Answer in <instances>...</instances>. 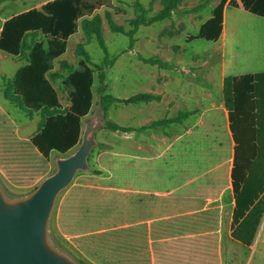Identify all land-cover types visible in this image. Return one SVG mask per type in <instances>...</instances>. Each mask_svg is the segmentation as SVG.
<instances>
[{
    "label": "trees",
    "instance_id": "16d2710c",
    "mask_svg": "<svg viewBox=\"0 0 264 264\" xmlns=\"http://www.w3.org/2000/svg\"><path fill=\"white\" fill-rule=\"evenodd\" d=\"M178 1L166 0L150 18L136 2L139 14L131 28L124 31L111 22L112 28L125 33L129 50L138 26L170 18ZM110 2L49 0L2 23L0 51L13 56L22 52L28 33L43 36L31 44L26 63L7 79L4 90V97L19 108L40 112L36 132L30 138L20 136L17 125L0 106V174L11 185L34 188L52 172L51 152L66 155L80 143L81 118L93 103L94 71L100 83L98 112L104 111L102 128L125 133L181 122L192 113L181 111L173 118L153 120L141 127L108 119L113 103H136L152 95L137 93L122 98L107 92L105 71L117 55L108 53L98 29L94 35L104 57L96 64L87 50L79 49L82 60L76 68L69 66L63 77L69 88V106L60 108L50 79L56 75L54 60L66 51L67 39L78 30L79 20L87 22L96 9ZM225 2L220 0L198 33L188 37L217 40L222 33ZM241 2L250 12L264 17V0ZM208 3L205 0L196 9ZM137 57L168 70L175 68L156 56ZM222 98L223 106L205 111L190 131L156 158H121L101 151L98 167L79 171L59 197L55 218L60 234L81 255L98 264H222L220 210L207 207V203L231 186V237L251 245L264 216V71L226 76Z\"/></svg>",
    "mask_w": 264,
    "mask_h": 264
},
{
    "label": "rangeland",
    "instance_id": "374dc122",
    "mask_svg": "<svg viewBox=\"0 0 264 264\" xmlns=\"http://www.w3.org/2000/svg\"><path fill=\"white\" fill-rule=\"evenodd\" d=\"M47 1L49 0H5L0 2V27L3 17L33 7L39 8ZM136 2L143 6L146 18H150L164 7L166 0H111L110 5L101 6L88 16L87 22L82 19L79 20L78 30L67 39L66 51L54 60L53 72H56V75L50 76L58 97L63 103L69 101V88L63 83V77L67 74L69 66L78 67L80 60H82L79 49L87 50L91 61L96 64H99L104 57V52L94 35L95 29L99 30L108 53L117 55L114 64L105 71L106 82L109 84L107 92L112 95L124 97L145 91L146 87H149L150 82L153 81L146 79L145 72H155L159 67L143 63L136 54L145 57L156 56L170 63H177L180 60V64L187 70L183 71L181 68V72L176 73L179 74L180 80L171 81L172 85L186 89L193 88V92H187L186 95L189 94L191 100L196 101L195 104L202 101L207 106L210 102V95L214 105L222 97L223 80L226 76L264 70V17L249 15L234 8L230 15L232 20H229L225 37H219L217 40H207L202 37L190 39L188 36L198 33V24L209 15L213 2L209 0L207 6L196 9L205 0H179L172 9L170 18L148 25H139L134 35L136 41L131 50H128V37L125 33L114 31L111 22L124 31H128L132 26L131 22L139 14L135 5ZM42 39L43 36L40 32L28 33L20 55L13 56L0 51V106L15 122L18 134L21 136L30 130H36L40 117L35 115L36 119L31 121L29 118L33 116L32 113L7 100L3 92L7 85V79L13 76L18 67L26 63L31 44ZM99 84L97 72L94 71L92 86L95 96L94 106L91 113L84 117L82 130L93 116L99 114V106L97 105ZM204 92L207 93L208 99H204ZM135 106L124 103L116 108H110L107 112V118L125 125L134 122L137 118L140 119L141 116L158 118L164 113L172 116L178 113L177 110L185 111L184 109L191 107L190 104H182L177 108L168 110L165 104L161 110H145L138 113L135 111ZM131 112L139 115L130 114ZM193 119V116L189 119L185 118L181 124H189ZM183 125L179 127L181 131L186 128ZM95 135L97 141L89 157L91 168L98 167L97 155L105 149L118 154L121 158H126L123 154L131 152L130 144L132 145L133 141L126 140L124 132L113 131L100 126ZM105 144L107 148L104 149ZM195 146L200 148L201 144H195ZM57 156H52L49 160L51 171L56 168L55 158ZM1 181L5 191L11 196L22 195L32 189L15 187L3 177H1ZM232 197L231 191L227 190L219 200L212 201L210 205L220 207L221 211L219 228L221 263L264 264V216L251 245H244L232 238L230 234ZM51 229L54 242L74 259L82 261L84 264H98L81 255L60 234L55 213L51 220Z\"/></svg>",
    "mask_w": 264,
    "mask_h": 264
},
{
    "label": "water",
    "instance_id": "95a60500",
    "mask_svg": "<svg viewBox=\"0 0 264 264\" xmlns=\"http://www.w3.org/2000/svg\"><path fill=\"white\" fill-rule=\"evenodd\" d=\"M103 113L93 116L82 131L80 143L55 158L56 168L25 194L9 195L0 174V264H81L53 239L51 220L62 192L79 171H88L89 155Z\"/></svg>",
    "mask_w": 264,
    "mask_h": 264
},
{
    "label": "crops",
    "instance_id": "0c3cea01",
    "mask_svg": "<svg viewBox=\"0 0 264 264\" xmlns=\"http://www.w3.org/2000/svg\"><path fill=\"white\" fill-rule=\"evenodd\" d=\"M219 1L220 0H212V2H213L212 9L219 3ZM234 8H236V10L237 9L241 10L244 13H248L249 15L250 14L251 15H257V14L250 12L246 8H244L241 0H226V2L224 4V8H223L222 33L220 35V37H222V38L225 37V35H226L229 20L230 21L232 20L230 18L231 17L230 15H231V12ZM18 13H20V12H18ZM18 13H15V14H18ZM211 13H212V10L209 13V15H207L205 17V19H203V21H201L198 24L199 28L202 25V23L205 22L211 16ZM15 14H13V15H15ZM13 15L3 17L2 21H1V25L6 19H8L9 17H11ZM257 16H259V15H257ZM260 17H262V16H260ZM236 22H238V19H236ZM129 50H131V49H129ZM147 64H149V63H147ZM172 64L175 65V68L171 69V70L159 67L157 65L159 68H157V70L155 72H148V71L145 72V75L147 76L146 79H151L153 81L150 82L149 87H146L145 91H141V92H137V93L151 94L152 97L150 99L144 100V101H139L136 103H125V104L126 105L127 104L136 105L135 111H137L138 113L144 112L145 110L158 111V110H161L162 106L165 104L167 105L168 110H170L171 108H177L179 105H182V104H190L191 107H187L188 109H184L185 111L192 112L191 114H189L186 117V119H189V117H191V116H193L194 119L189 124L184 123V125L181 124L182 121L181 122H170L166 125H162V126H158V127H154V128H145L142 130H132V131L125 132V139L126 140L127 139L132 140L133 142H132V145L130 144V147L132 148L131 152H127V153L123 154V156L137 158V159L156 158L161 153H163L171 144L175 143L176 141H179L186 132L190 131L191 127L199 121L201 115L205 111L212 109L214 107L223 106V98L222 97H220V99H218V103L216 105H214L213 101L211 100V95L209 96L210 102H209L208 106L205 105L204 103H202V101H199L198 104L197 103L195 104L196 101H192L189 94L186 95L187 92L188 93L193 92L192 91L193 88H187L188 89L187 90L185 87H176L174 84L172 85V82L175 81V79L180 80V78H178L179 74H176V73H180L181 68L183 69V71L184 70L186 71L187 69L183 68V65L180 64V60L177 63L175 62ZM151 65H155V64H151ZM17 69H16V71H17ZM176 71H179V72H176ZM260 71H264V70H260ZM15 72H14V74H15ZM253 72H257V71H252L250 73H253ZM233 75H235V74H233ZM186 79H187V77H186ZM108 88H109V84H108L107 90H108ZM137 93H134V94H137ZM134 94H132V95H134ZM132 95H129V96H132ZM113 96L122 97L119 95H113ZM129 96H124L122 98H127ZM206 98H207V93L204 92V99H206ZM94 99H95V96L93 93V103H92L91 109L88 112V114L84 117H87L91 113L93 106H94V101H95ZM59 102H60V108L61 109H66L69 106V101L66 103H63L59 99ZM120 104H124V103H118V102L113 103L109 107V109L110 108H116ZM177 111H178V113L176 115L171 116L168 113H166V114L164 113L163 116L158 117V118H152V117L145 118V117L141 116L140 119L137 118L134 120V122L126 123L125 125L126 126H132V127L145 126V125L149 124L150 122H152L153 120H160L163 118H173V117L177 116L179 114V112H181L182 110H177ZM130 114L135 115L136 113L131 112ZM32 115L33 116L31 118H29L31 121L36 119V117H34L35 115L39 116L40 120H41L40 112H32ZM136 115H139V114H136ZM84 117L81 118L82 128H83ZM182 125L184 127L186 126V128L183 131H181L179 129V127ZM36 130H37V128H36ZM36 130H30L22 137L30 138L36 132ZM105 148H107L106 144H105L104 149ZM105 150H107V149H105ZM52 156H57V153L51 152L49 154V160L51 159ZM120 156H122V155H120ZM227 190H230L231 194L233 195L232 188H231V186H229L223 190V192L221 193V195L217 199L209 201L207 203V207H209V208L217 207L220 210V207H218V206H213V207L210 206L211 202L219 200L220 197ZM231 203L234 205V197H232ZM219 228H220V223H219Z\"/></svg>",
    "mask_w": 264,
    "mask_h": 264
}]
</instances>
